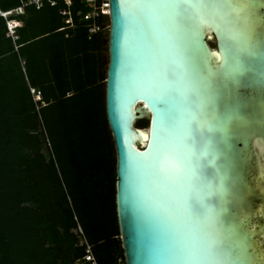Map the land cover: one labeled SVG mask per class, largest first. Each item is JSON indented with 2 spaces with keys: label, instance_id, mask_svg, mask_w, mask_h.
Returning <instances> with one entry per match:
<instances>
[{
  "label": "water",
  "instance_id": "95a60500",
  "mask_svg": "<svg viewBox=\"0 0 264 264\" xmlns=\"http://www.w3.org/2000/svg\"><path fill=\"white\" fill-rule=\"evenodd\" d=\"M108 63L105 78V114L116 155V213L126 264H161L168 230L160 208L166 201L152 175L163 133L160 116L150 102L142 73L136 67L142 55L138 37L128 29L126 5L135 0H108ZM189 3L226 0H188ZM242 6L195 12L194 41L202 63L219 85L200 88L196 112L207 142L197 156L224 178V195L235 213L234 224L247 254L236 264H264V43L247 30L250 8ZM257 13L256 11L254 12ZM217 36V49L206 36ZM231 39L236 55L225 62L224 39ZM213 44L214 42L211 41ZM194 85L183 84L191 93ZM231 93V99H229ZM237 112L238 121L229 115ZM143 126V127H137ZM219 179L217 184H219Z\"/></svg>",
  "mask_w": 264,
  "mask_h": 264
},
{
  "label": "trees",
  "instance_id": "16d2710c",
  "mask_svg": "<svg viewBox=\"0 0 264 264\" xmlns=\"http://www.w3.org/2000/svg\"><path fill=\"white\" fill-rule=\"evenodd\" d=\"M18 2L0 0V9L9 10ZM60 6L39 10H56ZM81 8L79 2L72 7L74 13ZM30 9L34 8H27L25 14ZM23 15L19 16L21 25L15 28L16 38L8 35L5 19L0 15V264H78L85 248L78 243L82 237L91 245L98 264H114L116 257L124 255L116 213L115 148L105 114V80L104 87L99 82L104 77L98 73L111 159L103 187L98 191L95 183L84 186V178L78 172L75 182L68 185L51 153L45 154L42 140L39 112L51 100L73 97L82 87L70 77L68 65L54 58L60 50L56 41L47 43L52 57L46 74H40L34 66L36 57L23 51L37 37L64 32L63 38L69 39L76 34L66 37L65 30H58L63 26L61 18L60 24L26 35ZM76 29L87 40L93 39L87 37L84 27ZM30 87L39 89L45 104L37 108L40 101L33 100ZM78 226L81 234L72 232Z\"/></svg>",
  "mask_w": 264,
  "mask_h": 264
},
{
  "label": "snow or ice",
  "instance_id": "6c2138e0",
  "mask_svg": "<svg viewBox=\"0 0 264 264\" xmlns=\"http://www.w3.org/2000/svg\"><path fill=\"white\" fill-rule=\"evenodd\" d=\"M240 6L230 0L194 4L188 0H135L126 5L128 29L138 37L142 49L136 67L160 116L163 133L152 163V175L166 201L160 208L168 230L161 264H236L247 254L237 237L235 213L224 195L228 190L224 178L201 163L199 156L195 163L192 160L207 142L196 115L197 86L211 89L220 83L212 80L199 58L195 12ZM224 49L229 63L236 51L227 35ZM183 84L194 85L191 93L182 90ZM233 117L244 120L235 111L229 119Z\"/></svg>",
  "mask_w": 264,
  "mask_h": 264
},
{
  "label": "rangeland",
  "instance_id": "374dc122",
  "mask_svg": "<svg viewBox=\"0 0 264 264\" xmlns=\"http://www.w3.org/2000/svg\"><path fill=\"white\" fill-rule=\"evenodd\" d=\"M9 1L14 2V0ZM61 8L62 6L56 10L49 8L41 11L28 10L22 16L24 33L31 36L50 26L60 24ZM104 21L109 22V18ZM67 31L71 34L75 33L76 36L65 39L64 32L50 37L42 35L41 37L44 38H35L23 48V51L24 54L34 55L36 57L34 66L40 74H46L52 57L51 48L47 43L56 41V47L60 50L54 58L56 61L63 60L68 65L72 72L70 77L74 78L76 85L82 87L73 97L51 100L50 105L39 112L43 130L42 140L45 154L51 153L59 168L60 176L68 185L75 182L78 172L79 176L82 175L84 178V186H93L95 183L99 191L103 187L102 182L110 168L111 159L98 85V77L100 74L105 77L108 63V28L93 35L91 40L79 35L80 29ZM104 80L105 78L99 81L102 87ZM42 104L43 101L38 102L37 108ZM73 193L74 195L71 194L75 196L74 199L79 201V197L75 192ZM80 231L81 228L78 226L72 232L81 234ZM83 238L79 239V244Z\"/></svg>",
  "mask_w": 264,
  "mask_h": 264
},
{
  "label": "built area",
  "instance_id": "2783aa9c",
  "mask_svg": "<svg viewBox=\"0 0 264 264\" xmlns=\"http://www.w3.org/2000/svg\"><path fill=\"white\" fill-rule=\"evenodd\" d=\"M76 2L82 5L75 13L72 7ZM16 6L9 10L3 11L0 9V15L5 19L8 35L13 38L17 37L16 29L21 25L20 15L25 14L27 8L39 10L44 6H59L60 14L63 20V26L58 30H65V36L70 33L67 30H74L77 27H84L88 38L94 34L104 31L108 28L109 22L104 20L109 16V1L108 0H19ZM109 18V17H108ZM30 92L35 101H41V93L38 88L30 87ZM81 244H84V254L77 260L78 264H98L91 250V245L83 238ZM114 264H126L124 257H116Z\"/></svg>",
  "mask_w": 264,
  "mask_h": 264
},
{
  "label": "flooded vegetation",
  "instance_id": "af4514ba",
  "mask_svg": "<svg viewBox=\"0 0 264 264\" xmlns=\"http://www.w3.org/2000/svg\"><path fill=\"white\" fill-rule=\"evenodd\" d=\"M248 7L250 8L247 16V30L245 32L249 34L254 41H261L264 43V0H246ZM257 12L256 14L254 12ZM213 38L206 36L207 43L210 48L217 49V36L212 32ZM213 41L214 44L211 42Z\"/></svg>",
  "mask_w": 264,
  "mask_h": 264
},
{
  "label": "clouds",
  "instance_id": "9594fccd",
  "mask_svg": "<svg viewBox=\"0 0 264 264\" xmlns=\"http://www.w3.org/2000/svg\"><path fill=\"white\" fill-rule=\"evenodd\" d=\"M225 8H227V9H232V8H230V7H225Z\"/></svg>",
  "mask_w": 264,
  "mask_h": 264
},
{
  "label": "bare ground",
  "instance_id": "6f19581e",
  "mask_svg": "<svg viewBox=\"0 0 264 264\" xmlns=\"http://www.w3.org/2000/svg\"><path fill=\"white\" fill-rule=\"evenodd\" d=\"M38 99H41V97H40V96H38Z\"/></svg>",
  "mask_w": 264,
  "mask_h": 264
},
{
  "label": "crops",
  "instance_id": "0c3cea01",
  "mask_svg": "<svg viewBox=\"0 0 264 264\" xmlns=\"http://www.w3.org/2000/svg\"><path fill=\"white\" fill-rule=\"evenodd\" d=\"M21 23H22V21H21ZM45 104V103H44ZM43 105V104H42Z\"/></svg>",
  "mask_w": 264,
  "mask_h": 264
}]
</instances>
